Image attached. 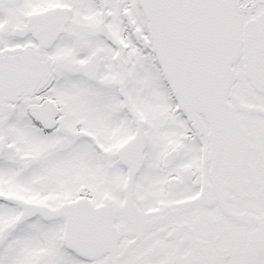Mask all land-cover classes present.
Returning <instances> with one entry per match:
<instances>
[{"label":"snow or ice","instance_id":"1","mask_svg":"<svg viewBox=\"0 0 264 264\" xmlns=\"http://www.w3.org/2000/svg\"><path fill=\"white\" fill-rule=\"evenodd\" d=\"M0 264H264V0H0Z\"/></svg>","mask_w":264,"mask_h":264}]
</instances>
